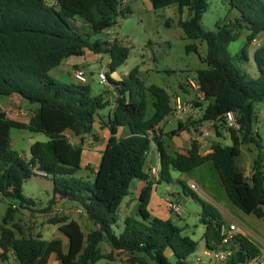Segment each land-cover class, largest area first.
I'll use <instances>...</instances> for the list:
<instances>
[{"label":"trees","instance_id":"16d2710c","mask_svg":"<svg viewBox=\"0 0 264 264\" xmlns=\"http://www.w3.org/2000/svg\"><path fill=\"white\" fill-rule=\"evenodd\" d=\"M121 2L0 0V96L17 95L37 106L27 123L11 119L0 111V195L14 196L20 205L33 204L14 185L31 176L51 177L53 198L42 212L50 210L56 196L81 207L93 225L86 234L68 217L49 219L68 240L67 252L58 254L59 264H95L101 259L110 260L113 251L124 254L128 264H193L189 257L195 252L197 242L183 234L182 228L170 219L151 216L147 209L151 192L155 184L171 181V171L187 173L210 161L229 201L244 213L254 214L264 221L262 146L253 127L254 103L264 101V45L253 53L258 75L246 78L233 63L228 50L235 39L233 24L221 25L218 21L216 31H204L200 25L208 0H148L152 9L177 5L180 16L177 25L185 38L195 41L184 47L185 52H195L204 63L196 70L204 101H194L196 109H204L190 125L211 123L213 132L219 135L218 126L225 124L223 116L233 111L239 129L227 127L230 144L216 142L207 154H201L196 140L190 142L186 153L171 152L161 134H156L158 125L173 111L167 90L154 84L145 85L137 69L121 80H114L106 73L115 96L114 108L106 122L110 135L90 182L88 177L74 176L82 168V148L71 143L64 133L71 131L80 139L91 134L96 114L109 104L103 98L107 91L93 95L88 84L58 82L49 72L66 58L83 56L86 50L107 54L109 73L115 72L126 60L129 49L116 41H90L72 30L70 20L77 18L91 31H102L116 23L119 13L130 10ZM229 6L230 10L238 12L235 23L248 31L246 45H250L264 33V0H229ZM185 12L188 17L182 19ZM198 42L205 44L203 56ZM240 57L247 59L245 47ZM147 94L152 98L153 107L148 119L145 118ZM121 126L128 127L129 134L117 138L116 130ZM11 129L42 133L47 139L33 142L28 158H23L11 149ZM247 143L258 148L249 180L236 164L241 145ZM152 144L159 153L157 177L147 169ZM133 180L145 182L140 190L137 214L126 216L121 232L116 234L113 230L116 213ZM184 187L188 186L184 184ZM193 196L201 204L199 220L204 226L206 248L226 249L220 244L219 236V227L224 223L222 215L210 203ZM13 206L16 208V205L10 207ZM6 224L4 217L0 227L1 257L11 249L19 264H43L59 245L58 240L48 241L39 235L25 237L18 228L12 226L13 231L5 227ZM16 232L20 237L15 238ZM101 243L111 252L103 253ZM228 248L230 255L222 264H248L259 254L258 248L242 234L237 235Z\"/></svg>","mask_w":264,"mask_h":264},{"label":"rangeland","instance_id":"374dc122","mask_svg":"<svg viewBox=\"0 0 264 264\" xmlns=\"http://www.w3.org/2000/svg\"><path fill=\"white\" fill-rule=\"evenodd\" d=\"M132 1L133 3L129 7L130 10L123 14L119 13L116 23L102 31H91L88 25L81 20L79 22L75 21L77 18L70 22L73 31L90 41H116L129 49L126 60L113 73H109L108 65L106 64L109 56L105 53L87 52L84 56L74 58L79 60L80 69L84 71L86 76L85 84L90 86L91 94L93 95L104 93L107 88L111 87L107 76L106 84L99 82L98 73L100 71L105 72V75L108 73L114 80H121L127 77L134 69H137L145 85L154 84L165 89V86H168V89L172 90V85L178 80L185 81L189 74L196 73L198 68L204 66V63L200 62L198 54L185 52L184 47L195 41L185 38L181 28L177 25L180 16L176 4L160 9H152L148 0H144L142 5H137L135 3L136 0ZM187 17L188 13L185 12L181 18L186 19ZM237 17L238 12L230 10L229 0H208V8L202 13L200 25L204 31H216V22L219 21L221 25L231 22L235 39L229 44L228 50L233 56V63L243 76L255 78L258 75V69L254 62L253 53L259 46L264 45V33L257 36L255 45H246L248 31L243 26L239 27L236 25L235 19ZM240 24L242 25V23ZM243 47L246 48V60L240 57ZM205 48L204 43H199L200 55L203 56L205 54ZM49 76L53 77L50 72ZM56 80L58 82L61 81L60 79ZM76 83L77 81L75 80ZM186 85L188 87V84ZM186 92L188 94V91ZM192 93L190 98H194V92L192 91ZM111 95H113L111 91H107V94H103V98L105 99ZM147 96L148 110L146 116L148 117L153 107L151 97ZM36 107V105L29 104L27 101L19 100L16 97L0 96V111L5 112L11 119H28L36 112ZM253 108L255 114L253 127L260 137L262 146L260 151L264 170V101L254 103ZM108 112L109 105L99 110L98 114L101 119L106 121ZM199 117L200 113L198 114ZM198 118H196V121ZM201 125L212 131L214 141L230 144L225 124L218 126L217 133L219 135L216 133L214 135V128L212 125L209 126L208 122H204ZM191 129L193 130V128ZM10 137L11 149L17 151L23 158H28L29 146L33 142L47 139L42 133H30L27 130L19 129H11ZM68 140L71 141L70 136ZM208 148L209 146L203 148L200 145V152L205 154L204 152ZM240 149L241 154L237 158V167L243 172L245 178L249 180L253 160L258 155V148L253 144L247 143L242 144ZM74 176L78 178L88 177L90 182L93 181V175L83 167ZM137 181L134 180L131 183L127 197H131L134 193ZM191 183L196 184L197 190H192L191 192L188 189ZM159 184L158 194L165 195L166 187H169L168 198H170L172 203L179 205V214L173 215L171 218L173 223L182 228L183 234L197 242L195 252L189 257L190 261H193L195 256L202 255L203 251L207 249L203 238L204 226L199 220L202 211L201 204L194 198L193 194L200 200L213 205L222 215L224 222L238 225L245 235L249 236L251 243L258 249L264 250L263 219L257 218L254 214L244 213L229 201L217 172L210 161L187 173L171 171V182L168 183L169 185L164 181ZM184 184L188 187H184ZM14 188L24 198L31 199L33 204L20 205L16 197H3L0 195V225L3 224V219L6 217L7 223L18 228L21 231V235L27 237L35 235V232H40L46 240L58 234L57 226L49 223V219L54 216L74 218L80 222L82 229L86 233L91 229V222L83 216V213L77 211V207L81 209L77 203H75L76 208L64 205L58 207L56 203L51 206L49 211L42 212L43 208L47 207V201L53 198L51 177L31 176L14 185ZM11 205H16V208L14 206L10 207ZM56 209H59V213H55ZM7 213L9 214L8 216H6ZM123 216V210H118L116 213V225L113 226L116 234H119L123 227ZM211 246H213L212 243ZM100 247L103 251L102 244ZM121 256L126 257L122 253ZM105 262V260H100L95 264H103Z\"/></svg>","mask_w":264,"mask_h":264},{"label":"crops","instance_id":"0c3cea01","mask_svg":"<svg viewBox=\"0 0 264 264\" xmlns=\"http://www.w3.org/2000/svg\"><path fill=\"white\" fill-rule=\"evenodd\" d=\"M143 1L144 0H136L135 3L137 5H142ZM131 3H133L132 0H127L126 6L130 7ZM72 20L73 19H71L70 22ZM75 21L79 22V19H76ZM256 42H257V37L255 38V44H256ZM87 52H90V51L86 50L84 55ZM75 57H81V56H73V57L66 58L58 66L51 69L50 73L53 75V78L60 79L61 81L65 82V83H74L75 84V78L73 76V72L75 70L80 69V67H81L78 64L79 60L74 59ZM108 62H109V60H108ZM108 62H106V64H108ZM192 77L195 78L196 73L189 74L185 81L178 80L174 85H172V87H173L172 90L168 89V86H165L167 92L171 95V100L174 96H177V95L181 96L183 98H186V99L190 98L191 94H193V93H192V91H190L189 86L187 87L186 81H188ZM107 91H111V93L113 95L106 97L104 100V101H108V103H109L108 104L109 105V112H108L106 121L101 119V117L97 113L95 116V121L93 123V128H92L91 134L84 136L82 139L75 137L71 131H66L64 133L67 138H69V136L71 137V141L69 140L71 143H73L76 146H81V148H82L81 166L83 168H85V170H87V171H89V170L86 167L90 166L88 168H90V173L92 175H94V172L96 171V168L98 167V164H99V161L101 158V153L104 150L106 143H107V140H108L109 135H110L109 130L106 126V122L109 121V118L111 117V114H112V111L114 108L113 107V101H114L115 96H114L112 86L110 88H107ZM186 91H188L189 95L187 94ZM147 95H149V94H147ZM147 95H146V100L148 99ZM13 97H16L17 99L21 100V98L18 97L17 95L10 96L9 98H13ZM151 100H152V98H151ZM171 106H172V102H171ZM147 110H148V100H147ZM147 110H146V114H147ZM198 110H199L198 108L195 109L188 116H177L172 111V113L170 115H168L167 117H165L164 120L158 125V127L156 128V134H158V133L161 134V139L165 142L169 151L177 152V153H186V151L190 147V142L193 140H196L198 142L199 146L201 145V147H203V148H205V146L206 147L209 146V148L204 152L205 154L211 152V145L217 142V141L213 140V135L211 134L212 136L210 135L207 137H201L196 132V129H195L196 124L190 125V123L196 122V118H198L199 113L201 115V111L199 110L200 111L199 112ZM152 114H153V109H152L151 113H149V116L148 117L146 116L145 118L146 119L150 118L152 116ZM14 120L27 123L29 118L23 119V120H21V119H14ZM179 124H181V127L179 126ZM191 128H193V130ZM172 131H175V134H172ZM128 134H129V130H128V127H126V126L118 127L116 130V137L117 138L125 137ZM214 135H216L215 132H214ZM201 154L204 155L203 153H201ZM147 159H148L147 169L152 168V167L159 168V153L156 149L155 144H152V146L149 150ZM249 163H250V161H249ZM236 164H237V160H236ZM92 171H94V172H92ZM144 185H145L144 181L138 180L136 183L134 193L131 195V197L126 196L122 200V202L119 206V210H123V213H124L123 219L126 216H134V217L136 216L137 209H138V198H139L140 190ZM158 185H160V184H155L153 186L151 196H150V200H149V204L147 206L148 212L153 217H158L161 219H170L172 221V219H171L172 216L177 215V214H174V212L170 208L172 201L170 200V198H168V195L170 193L169 187H166L165 195H159L158 191H157ZM176 195L178 196V194H176ZM54 200H55L54 205L57 203L56 205L58 207L63 206V205L68 206V207H72V208L77 207V206H75L74 202H71L68 200H60L57 198V196L55 197ZM83 216L85 217L84 213H83ZM71 218L72 217H70L69 219H71ZM72 220H75V219L72 218ZM75 221L81 227L80 222L77 220H75ZM1 226H3V224L0 225V227ZM90 226H91V228H93V225H90ZM5 227L15 231L14 228L11 225H9L8 223L5 225ZM81 229H82V227H81ZM82 231L84 232L83 229H82ZM84 233L86 234V232H84ZM38 235L42 239H45L44 235L40 232H38V233L35 232V235H33V236H38ZM14 236H15V238H18V237H20V234L16 232ZM243 236H246V235H243ZM47 240L48 241L58 240L59 245L54 249V251H51L49 253V255L45 258V262L43 264H59L58 254L60 252L61 253L67 252L68 240H67L66 236H64L59 231H58V234H56L53 237H50ZM101 244L103 245V251H102L103 253L111 252L110 248L105 243H101ZM258 250H259L258 256H264V250H261V249H258ZM1 253H2V249L0 248V255H1ZM101 260L106 261L103 264H128L127 257H122L121 253L119 254L116 251L112 252V257L110 260H107V259H101ZM0 264H19V263H18V260L16 259V257L14 256L12 250L10 249L6 252V255L4 257L0 256Z\"/></svg>","mask_w":264,"mask_h":264},{"label":"built area","instance_id":"2783aa9c","mask_svg":"<svg viewBox=\"0 0 264 264\" xmlns=\"http://www.w3.org/2000/svg\"><path fill=\"white\" fill-rule=\"evenodd\" d=\"M122 5L124 6L127 3V0H122ZM111 42V41H109ZM250 45H255V39L250 42ZM73 76L77 83L85 84L86 83V76L82 69L75 70L73 72ZM99 82L106 84V75L105 72L98 73ZM187 84L191 91L194 92V98H183L181 96H174L172 98V108L173 112L177 116H188L190 115L196 108L194 105L195 102H203L204 95L200 90V85L196 80V77H192L187 81ZM225 125L232 129L238 130L239 125L236 121V116L233 111H228L223 116ZM212 125L209 123V126ZM196 132L201 137L210 136L212 133L211 130L204 128L201 124L196 125ZM150 174L153 177H157L158 175V168L152 167L150 168ZM190 188L192 190H197L196 184H190ZM171 210L175 214H179V205L176 203H171L170 205ZM77 211L82 213V209L77 208ZM55 213H59V209H56ZM239 234L245 235V233L239 228L238 225L235 223H222L219 227V236H220V244L226 249L221 250H210L206 249L203 251L202 255H197L194 257L192 263L193 264H222L227 257L230 255V249L228 248L230 244L234 241L235 237ZM247 234V233H246ZM39 264V263H35ZM248 264H264V256H255L248 261Z\"/></svg>","mask_w":264,"mask_h":264}]
</instances>
